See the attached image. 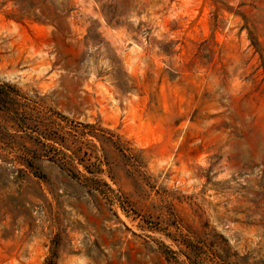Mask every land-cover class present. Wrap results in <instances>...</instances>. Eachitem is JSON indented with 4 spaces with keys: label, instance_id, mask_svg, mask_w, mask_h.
Segmentation results:
<instances>
[{
    "label": "rangeland",
    "instance_id": "obj_1",
    "mask_svg": "<svg viewBox=\"0 0 264 264\" xmlns=\"http://www.w3.org/2000/svg\"><path fill=\"white\" fill-rule=\"evenodd\" d=\"M4 82L0 264H264V0H0Z\"/></svg>",
    "mask_w": 264,
    "mask_h": 264
},
{
    "label": "trees",
    "instance_id": "obj_2",
    "mask_svg": "<svg viewBox=\"0 0 264 264\" xmlns=\"http://www.w3.org/2000/svg\"><path fill=\"white\" fill-rule=\"evenodd\" d=\"M20 96H22V94L14 84L10 82H4L0 84V109L10 115L11 120L14 123V126L16 127V131H26L28 130V128H31L30 126L32 124V118L29 116L30 113L26 109H24L25 106H23V104L20 102ZM36 132L38 133L37 138L43 146L54 147V151H49L45 149V152H47V154L45 153V155L53 160L61 162L64 167H75L74 160H84V158L81 156L79 149H75L72 151V154H68L63 148L56 146V143H58L62 147L68 148L62 143L64 142L63 139H61V137L56 132H54L51 127L47 125H39ZM13 135H15V133L11 136ZM28 164L30 166H33L32 161H28ZM91 172H95V170L91 169ZM85 178L92 179L93 177ZM227 255H229V250H227L226 256Z\"/></svg>",
    "mask_w": 264,
    "mask_h": 264
}]
</instances>
